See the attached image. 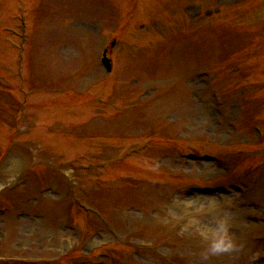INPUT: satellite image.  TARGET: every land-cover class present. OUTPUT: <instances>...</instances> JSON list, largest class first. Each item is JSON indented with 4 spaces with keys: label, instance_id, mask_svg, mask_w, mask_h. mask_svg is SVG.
Instances as JSON below:
<instances>
[{
    "label": "rangeland",
    "instance_id": "374dc122",
    "mask_svg": "<svg viewBox=\"0 0 264 264\" xmlns=\"http://www.w3.org/2000/svg\"><path fill=\"white\" fill-rule=\"evenodd\" d=\"M263 10L262 0H0V188L23 179L15 192L35 197L0 202V264H57L65 255L64 264H89L84 254L118 227L127 244L152 246L131 256L147 264L161 249L141 238L163 223L226 236L240 264H264V246L246 261L264 236V126L262 135L255 128L264 123ZM20 85L31 107L21 120ZM254 108L258 118L246 123ZM179 151L219 156L230 168L178 158L158 188L145 185ZM220 181L209 194L173 190ZM243 182L246 193L233 190ZM251 232L240 251L236 238ZM192 246L184 264H204ZM130 249L117 247L122 264Z\"/></svg>",
    "mask_w": 264,
    "mask_h": 264
},
{
    "label": "clouds",
    "instance_id": "9594fccd",
    "mask_svg": "<svg viewBox=\"0 0 264 264\" xmlns=\"http://www.w3.org/2000/svg\"><path fill=\"white\" fill-rule=\"evenodd\" d=\"M231 247L230 242L227 240L226 236H218L214 237L212 243L210 244L211 253H219L223 251H227Z\"/></svg>",
    "mask_w": 264,
    "mask_h": 264
}]
</instances>
